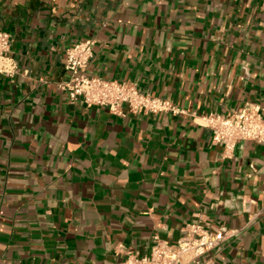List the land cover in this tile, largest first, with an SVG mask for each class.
Segmentation results:
<instances>
[{"label": "crops", "instance_id": "crops-1", "mask_svg": "<svg viewBox=\"0 0 264 264\" xmlns=\"http://www.w3.org/2000/svg\"><path fill=\"white\" fill-rule=\"evenodd\" d=\"M20 73L0 76V264H115L191 224L229 233L213 264H264V144L230 158L200 117L264 115V0H0ZM180 115L72 103L66 51Z\"/></svg>", "mask_w": 264, "mask_h": 264}, {"label": "built area", "instance_id": "built-area-1", "mask_svg": "<svg viewBox=\"0 0 264 264\" xmlns=\"http://www.w3.org/2000/svg\"><path fill=\"white\" fill-rule=\"evenodd\" d=\"M95 44V39H89L75 43L66 51L68 79L58 87L68 92L72 103L82 101L88 107H105L112 114L121 116L124 115V107L134 115L165 113L177 116L182 113L168 100L143 93L131 83L89 76L87 70ZM11 45V35L0 31V76L13 79L20 70L16 60L10 56ZM200 120L203 127L212 131L213 143L224 145L225 158L233 155L239 141L264 144V115L258 104L245 103L230 117L210 113L201 116ZM184 232L177 243L155 236L151 253L146 256H139L118 245L115 255H124V258L115 264H213L208 258L209 253L229 235L208 223L188 225Z\"/></svg>", "mask_w": 264, "mask_h": 264}]
</instances>
